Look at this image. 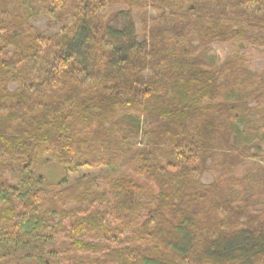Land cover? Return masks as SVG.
Wrapping results in <instances>:
<instances>
[{"label":"trees","instance_id":"1","mask_svg":"<svg viewBox=\"0 0 264 264\" xmlns=\"http://www.w3.org/2000/svg\"><path fill=\"white\" fill-rule=\"evenodd\" d=\"M215 42L264 51V0H0V264H264V74Z\"/></svg>","mask_w":264,"mask_h":264},{"label":"rangeland","instance_id":"2","mask_svg":"<svg viewBox=\"0 0 264 264\" xmlns=\"http://www.w3.org/2000/svg\"><path fill=\"white\" fill-rule=\"evenodd\" d=\"M124 8V6H119ZM134 20L136 24L137 31L140 33V23L136 17V12H133ZM48 17L41 16L39 19L33 20V25L39 29H44L47 23ZM241 56L244 65L256 76L264 74V51L253 48L249 45H241L238 42L231 43H213L208 51L209 58L215 61L216 64L221 63L226 57L229 56ZM264 112V105L262 108ZM264 114V113H263ZM255 118H260L259 114L255 115ZM260 124V122H258ZM261 125V124H260ZM256 130V128H254ZM261 132L264 131V126H259ZM264 147V143H260ZM125 171L126 167L121 164H114L111 168H89L81 167L75 168L70 167L64 169L63 166L56 160L53 156L45 154L41 157L35 165L27 170H24V174L29 176L30 183L57 186L63 181L67 184H72L76 182L81 177H89L104 171ZM22 172V173H23ZM20 171H15L13 173L4 172V175L10 179L13 184H18L20 181V176L22 175ZM213 173L203 174L201 181L203 183H208L212 180Z\"/></svg>","mask_w":264,"mask_h":264}]
</instances>
